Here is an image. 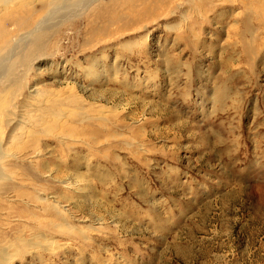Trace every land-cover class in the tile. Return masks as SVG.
Wrapping results in <instances>:
<instances>
[{
  "label": "rangeland",
  "instance_id": "obj_1",
  "mask_svg": "<svg viewBox=\"0 0 264 264\" xmlns=\"http://www.w3.org/2000/svg\"><path fill=\"white\" fill-rule=\"evenodd\" d=\"M107 1L0 66L6 264H264V0H116L96 18ZM42 4L10 23L0 0L8 54ZM51 92L62 116L18 151L8 136Z\"/></svg>",
  "mask_w": 264,
  "mask_h": 264
},
{
  "label": "bare ground",
  "instance_id": "obj_2",
  "mask_svg": "<svg viewBox=\"0 0 264 264\" xmlns=\"http://www.w3.org/2000/svg\"><path fill=\"white\" fill-rule=\"evenodd\" d=\"M40 1L43 2V4H42L43 7L44 6L49 7V11L45 12V11H47V10H45L44 13H46V14L42 18V20L41 19H38V20L36 19L35 23H33L32 25L30 24V26H27V27H30V29L27 30V32L24 33L23 35L21 34L22 37L19 36L20 40H22V41H25V39H27L26 43L24 44L23 49L18 50L19 44H18V42H16L13 45H10L11 47H9L10 50H9V54H8L7 47L5 45L0 46V54H2V56L0 55V66L3 63H6V62L9 63V61H11V59L14 56H15V59H14V62H13L14 64L12 66H14L16 64H24L26 61L33 60V58H35L37 55L39 57V54L42 53L43 50H44V37L47 35V29H50V27L48 28V26L50 24L48 21H50V19H52V18L58 20V18H60L61 16L70 17V15L73 14V12L77 8H81V9L86 8V6L91 1H95V0H48V1L47 0H1V3H2V6H5L4 7V9H5L4 11L9 12V14L7 16L9 22L10 23H13V22H17V23L20 22L21 23L24 20L22 18L21 19H16V17H15L16 13H14V11L20 10V11L26 12L27 9H29L30 6L32 7L35 3L40 2ZM115 1L116 0H108L106 2V5L101 10H99L96 13L95 17L99 18V19L103 18V20L105 21L108 17H110L112 15L113 10L115 9V7H116V5L114 4ZM131 1H134V0H131ZM152 1H154V0H135V4H134L133 8H138L139 12L142 10V8L145 11H150V9H149L150 6L149 5H150V3ZM44 9H46V8H44ZM81 13H82V11H81ZM46 15H47V17H46ZM27 21H24V22L27 23ZM128 22L129 21H127V20H123V22L121 23V26H125L126 24H128ZM4 29H5L4 27L0 26V34L1 35L5 33ZM21 29L22 28H20L18 30H21ZM4 36L6 37L7 33ZM110 36L113 37V35H110ZM107 37H109V36H106V38ZM4 51H5V53H4ZM71 87L68 88V89H72L73 88V87L72 88ZM6 89L0 91V105L2 106V109H6L7 108L6 104H8L7 102L4 101L6 93L9 92V90L7 89L8 90L7 91ZM31 92H32V94L34 93L35 96H38L42 91L39 93V91H37V88H36V89L32 90ZM61 95H62V93H60V92H55V93L51 92L50 95H48L49 100L46 102V103H49V105L43 106V107L39 106L36 109L34 108L35 111L34 110L33 111L37 112L36 115H32L31 117H28V118L25 117L24 120H20L19 123H16V125H19V126H20V123H22L23 126L27 128V132H24V133L21 132L18 135L15 132H11L12 135L8 136L9 137V141L8 142L11 144V146L13 144H15L16 149L18 151H20V150L24 149L22 144L24 143V139L26 138V134H28V133L34 134V132L38 131V130H40L41 132H45V133L46 132H50V130L52 131V128H51L52 125L51 124L53 122L56 123V121L62 116V113L64 111L62 109L63 107L60 106L61 103H59V101L62 102V99L64 98ZM68 97H69V101L73 100L75 102V100H76V96L75 95H70ZM7 98H9V97H7ZM7 101H9V100H7ZM31 112H32V110H31ZM22 113L23 112H21V114ZM28 113H30V112H28ZM19 128H22V127H19ZM15 129L17 130V128H14V130ZM24 130H26V129L24 128ZM1 140L2 139H0V158L3 157V155H4V151L3 150L5 149V148L4 149L2 148L3 145L1 144ZM18 197H20V196H18ZM30 239H32V238H30ZM43 239L44 238L41 239V237L35 238V241H36L35 243L38 245L37 247L38 248H43V249H46V250H49V249L51 250V248H52V247L50 248V244L51 243H45V241H47V240H43ZM49 241H51V240H49ZM8 243H6V244H8ZM10 245H12V242H11ZM11 247H13V246H11ZM5 253H6L5 249L2 248V245L0 244V264H6L7 261L10 259V258L7 259V257L5 256Z\"/></svg>",
  "mask_w": 264,
  "mask_h": 264
}]
</instances>
